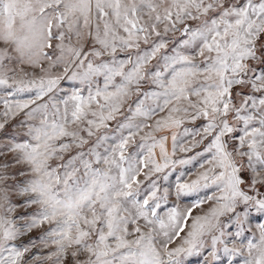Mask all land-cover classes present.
<instances>
[{"label":"snow or ice","instance_id":"1","mask_svg":"<svg viewBox=\"0 0 264 264\" xmlns=\"http://www.w3.org/2000/svg\"><path fill=\"white\" fill-rule=\"evenodd\" d=\"M253 213L264 0H0V264H264Z\"/></svg>","mask_w":264,"mask_h":264},{"label":"rangeland","instance_id":"2","mask_svg":"<svg viewBox=\"0 0 264 264\" xmlns=\"http://www.w3.org/2000/svg\"><path fill=\"white\" fill-rule=\"evenodd\" d=\"M67 90L68 89H67V85H66L65 91H67ZM123 118H124L123 115H121L118 117V120H121ZM115 125H116V121L111 122L112 128H115ZM168 146H169V150L171 151V139H169V141H168ZM179 155H184V154L181 153ZM187 155L191 156V155H194V153H187ZM196 167H197L196 161H194L192 164H189V165L177 166L175 171L170 176L168 183H173L175 177H177L181 173H185V174H188L189 176H191V173L196 171ZM257 223H264V217H260V215L258 213H253L252 214V226H253V228H255V225ZM233 230H234V227H233ZM35 234L36 233H34V235ZM246 235H248V234L246 233ZM225 259H227V258H225ZM197 260H198V258L191 257V258H189V264H197Z\"/></svg>","mask_w":264,"mask_h":264}]
</instances>
